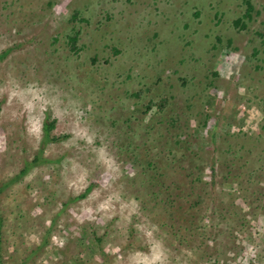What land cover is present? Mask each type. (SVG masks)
I'll return each instance as SVG.
<instances>
[{
    "label": "rangeland",
    "instance_id": "374dc122",
    "mask_svg": "<svg viewBox=\"0 0 264 264\" xmlns=\"http://www.w3.org/2000/svg\"><path fill=\"white\" fill-rule=\"evenodd\" d=\"M245 1L0 0V264H264Z\"/></svg>",
    "mask_w": 264,
    "mask_h": 264
},
{
    "label": "trees",
    "instance_id": "16d2710c",
    "mask_svg": "<svg viewBox=\"0 0 264 264\" xmlns=\"http://www.w3.org/2000/svg\"><path fill=\"white\" fill-rule=\"evenodd\" d=\"M245 3L248 5V10H247L246 14L244 15V17L252 18V17L250 16V13H251V11L253 10V8H252V6L250 5L249 0H246ZM76 19H77V16H76L75 14H73V17H72V19H71V23H72L73 21H76ZM241 20H242V18L239 19V20H237V21L235 22V24H236V25L240 24V23H241ZM80 21H82V20H80ZM72 27H73V28H72L71 32H73L78 26H77V24L75 23L74 26H72ZM78 36H79V32H76L74 36H70L69 34H68V36H67V37L69 38V42H70L71 45H72V49H73V48L76 46V44H77ZM152 105H153V103H152V102H149L148 106H152ZM159 108H160V110H162V109H163V106H160ZM54 125H55L54 122H48V123L45 124V126H44L45 137H46L47 141H48V140L56 141V140H59V139H60V138H56V137H53V136L49 135L50 131L54 128ZM50 136H51V137H50ZM35 163H36V159H35L32 163H29V165H27L26 169L22 170V171L19 173V175H17L15 178H13V179H12L9 183H7L6 185H10V184H13V183H15L16 181H18V180H19V179H20V178L26 173V171L28 170V167H32V165H34ZM149 164H150V163H149ZM1 190H2V189L0 188V192H1ZM1 227H2V220H1V218H0V229H1ZM47 243H48V240L43 241V243L39 246L38 250H39V249H42L44 246H46Z\"/></svg>",
    "mask_w": 264,
    "mask_h": 264
}]
</instances>
